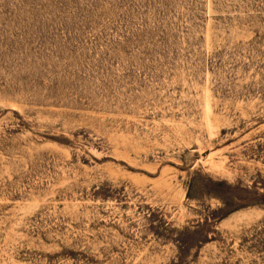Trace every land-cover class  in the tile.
I'll use <instances>...</instances> for the list:
<instances>
[{
    "label": "rangeland",
    "instance_id": "374dc122",
    "mask_svg": "<svg viewBox=\"0 0 264 264\" xmlns=\"http://www.w3.org/2000/svg\"><path fill=\"white\" fill-rule=\"evenodd\" d=\"M0 264H264V0H0Z\"/></svg>",
    "mask_w": 264,
    "mask_h": 264
}]
</instances>
